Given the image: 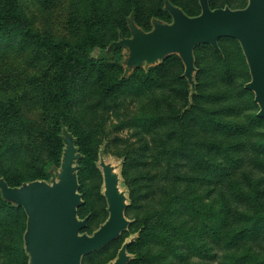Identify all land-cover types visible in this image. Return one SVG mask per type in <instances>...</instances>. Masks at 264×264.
Wrapping results in <instances>:
<instances>
[{
  "label": "rangeland",
  "instance_id": "rangeland-1",
  "mask_svg": "<svg viewBox=\"0 0 264 264\" xmlns=\"http://www.w3.org/2000/svg\"><path fill=\"white\" fill-rule=\"evenodd\" d=\"M165 1L0 0L10 19L45 37L103 45L91 55L98 63L79 69L62 51L0 34V175L14 186L58 181L70 133L81 156L80 219L89 220L81 233L109 217L101 159L116 169L130 221L82 264H110L131 241L130 264H264V119L245 89L240 45L196 50V91L178 55L134 71L128 49L121 60L108 52L120 33L131 37V15L147 29L165 19ZM171 1L200 13L197 0ZM211 2L240 9L248 0ZM26 228L24 211L0 194V264H29Z\"/></svg>",
  "mask_w": 264,
  "mask_h": 264
},
{
  "label": "water",
  "instance_id": "water-1",
  "mask_svg": "<svg viewBox=\"0 0 264 264\" xmlns=\"http://www.w3.org/2000/svg\"><path fill=\"white\" fill-rule=\"evenodd\" d=\"M199 4L201 14L188 17L166 1L165 10L171 15L172 23L154 21L150 32L142 31L130 19L131 37H120L108 47V52L128 49L126 68L129 70L139 69L144 64L150 67L171 55H178L185 67L184 77L194 89V49L209 44L220 52V39H234L241 45L251 75L245 89L254 93L259 106L257 117L264 119V0H248L247 7L238 10L228 7L212 10L208 0H199ZM62 139L66 149L58 181L52 184L35 181L11 187L0 178L2 198L23 208L27 215L24 242L30 256L29 264H82L84 257L107 247L130 225L126 218L127 198L120 192L116 169L101 159L109 217L93 235L81 233L87 227L88 218L78 216L83 195L79 193L75 163L80 155L70 133H64ZM132 243H124L110 264H128L127 250Z\"/></svg>",
  "mask_w": 264,
  "mask_h": 264
},
{
  "label": "trees",
  "instance_id": "trees-1",
  "mask_svg": "<svg viewBox=\"0 0 264 264\" xmlns=\"http://www.w3.org/2000/svg\"><path fill=\"white\" fill-rule=\"evenodd\" d=\"M166 1H169L171 4H173L174 6L180 8L188 17H197L201 14V7H200V4H199V0L198 1V4H199V8H200V13L198 15H195V16H190L188 13H186L184 11V9H182L180 6L176 5L174 2H172L171 0H166ZM166 1H165V6H164V11L166 13V20L164 18H161V19H154L152 22H151V27L149 29L145 28V27H141L140 25H138V23L136 22V20L134 19V17H132V15L128 18V28L130 30V27H129V20L133 18L135 24L144 32H150L152 31L153 29V22L154 21H160V22H163V23H167V24H170L172 23V17L171 15L165 10V7H166ZM209 1V5H210V8L212 10L214 9H220V8H225V7H228L230 9H232L231 7L229 6H225V7H214L213 6V3L211 2V0H208ZM248 5V3H247ZM247 5L243 8H240V9H244L247 7ZM232 10H238V9H232ZM130 33H131V30H130ZM0 34L2 35H5V36H10V37H14V38H20L22 40H28V41H32L34 45L37 46V48H39L40 50H44V51H62L64 52L65 54H67V56L69 57L70 61L74 62L77 64V66H79V69H86L88 67H93L96 63H98L97 60H94L93 58H91V55L92 53L95 51L96 48L98 49H103V45H101L99 42L97 41H94V42H82L80 44H76V43H72L68 40H56V39H53L51 37H45L43 36L41 33L37 32V31H33L31 30L30 28H28L22 21L20 20H13V19H10L6 12L1 8L0 6ZM120 37H125L124 34L120 33L119 34V37H118V41L120 40ZM127 38V37H125ZM223 39H231V38H222L219 40V47H220V52H217L213 49L212 46H210L209 44H203V45H199L197 46L195 49H194V58L196 57V50L201 47V46H209L211 47L215 52H217L218 54L222 55L223 54V51H222V48H221V41ZM233 41H236L234 39H231ZM116 42V41H115ZM239 45L240 43L238 41H236ZM113 43V42H112ZM111 43V44H112ZM110 44V45H111ZM109 45V46H110ZM240 49L241 51L243 52L242 48H241V45H240ZM121 51L122 49H118V50H115L114 51V54H115V57L114 59L115 60H121ZM244 54V53H243ZM173 56V55H172ZM170 57V56H169ZM167 57V58H169ZM179 57V56H178ZM245 57V56H244ZM165 58L164 61L167 59ZM180 58V57H179ZM181 59V58H180ZM246 59V58H245ZM182 61V60H181ZM195 62H196V58H195ZM247 62V61H246ZM183 63V62H182ZM185 68V67H184ZM195 68H196V63H195ZM249 68V67H248ZM141 68L139 69H135L134 71H137V70H140ZM184 72H185V69H184ZM250 72V71H249ZM198 73V72H197ZM197 73L195 74V77H194V81H195V88L193 89L194 91L197 90L198 88V78H197ZM183 77H184V74H183ZM184 79H186L184 77ZM187 80V79H186ZM188 82V81H187ZM189 84V83H188ZM189 86L191 87V85L189 84ZM192 88V87H191ZM72 135V134H71ZM74 137V135H72ZM75 139V137H74ZM63 141V139H62ZM64 143V142H63ZM75 145L77 147V150H78V146H77V143H76V140H75ZM65 152V151H64ZM62 154V153H61ZM61 154L59 157H61ZM63 156H64V153H63ZM81 160V156L80 158L77 160V162H79ZM61 166H62V162H61ZM79 166H78V179H79V184H80V187H79V193H80V190H81V181H80V177H79ZM0 178L1 175H0ZM4 179V178H3ZM6 180V179H4ZM6 182L9 184V186L11 187H21L22 185H11L7 180ZM1 194V192H0ZM81 194V193H80ZM1 198H2V194H1ZM3 202L5 203V205L9 206V207H17L19 209H22L24 211L23 208L21 207H18V206H15L9 202H6L3 198H2ZM84 206V202H83V205L78 209V216L80 218V211L82 209V207ZM25 213V211H24ZM26 214V213H25ZM27 216V215H26ZM85 219V218H84ZM88 224H89V220H88ZM87 224V226H88ZM27 229V228H26ZM113 243V242H112ZM110 243V244H112ZM109 244V245H110ZM108 245V246H109ZM134 245V244H132ZM132 245L129 246L128 250H130V248L132 247ZM107 246V247H108ZM103 250V249H102ZM130 264V263H128Z\"/></svg>",
  "mask_w": 264,
  "mask_h": 264
}]
</instances>
